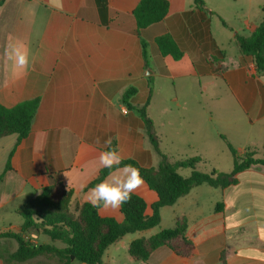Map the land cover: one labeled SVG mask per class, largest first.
<instances>
[{
    "label": "crops",
    "instance_id": "obj_1",
    "mask_svg": "<svg viewBox=\"0 0 264 264\" xmlns=\"http://www.w3.org/2000/svg\"><path fill=\"white\" fill-rule=\"evenodd\" d=\"M167 1L166 19L145 32L155 72L150 75L154 87L147 115L161 139V152L173 162L199 157L204 167L210 166L206 172L230 173L233 156L221 138L225 136L240 155L254 152L255 158L264 159V78L253 59L240 54L236 42V35L249 37L264 20V0H204L216 13L207 15L208 29L203 23L207 16L193 12L194 0ZM139 2L3 0L0 104L12 108L38 98L40 105L25 139H0V233L19 231L17 210L50 185L52 174H60L64 187L73 190V206L89 203L86 194L103 169L98 156L108 149V140L116 142L123 159L145 168L159 165L161 158L145 134L143 120L121 102L131 86L138 90L139 105L149 96L133 13ZM166 33L183 48L180 60L158 52L154 41ZM11 44L27 48L26 70L7 59ZM217 50L225 54L222 71L207 61ZM12 152V170L5 172ZM237 178L236 185L225 189L206 184L193 188L161 209L159 226L110 245L102 264H221L222 259L225 264H264V167L252 166ZM135 194L145 200L150 214L157 194L145 182ZM99 214L122 220L120 208H100ZM184 217L189 243L174 244L181 254L162 246L145 262L130 256L132 242L172 228ZM28 239L48 244L43 235L33 233ZM7 240L13 239H0V264L18 248ZM22 264L57 262L37 258Z\"/></svg>",
    "mask_w": 264,
    "mask_h": 264
},
{
    "label": "trees",
    "instance_id": "obj_2",
    "mask_svg": "<svg viewBox=\"0 0 264 264\" xmlns=\"http://www.w3.org/2000/svg\"><path fill=\"white\" fill-rule=\"evenodd\" d=\"M3 0H0V5ZM195 10L203 17L216 15L205 4L204 0H194ZM169 11L167 0H140L134 10L137 24V35L141 40L145 70L151 68V55L149 43L146 41V30L156 24L163 23ZM264 11V9H263ZM203 22L208 29L210 17ZM222 24L228 27L223 19ZM158 52L162 57L171 56L174 60L184 57L183 48L168 33L155 39ZM236 42L240 54L251 57L256 65L258 73L264 78V20L249 36L236 35ZM225 54L221 50L214 52V57L207 59L211 65L215 64L220 71L223 70L222 62ZM149 83V96L144 105H139L136 100L137 88L131 86L121 95V102L133 112H136L144 122L145 134L161 160L157 167L145 168L135 160L123 159V167L132 164L139 168L144 182L157 194V201L151 205V213L146 214L147 203L139 195L133 193L131 200L120 207L122 220L114 217H102L99 209L90 203L73 206V190H67L61 180L60 174L50 175L51 183L44 187L33 199L17 210L22 219L18 232L5 231L0 233V239H13L18 248L15 252L6 254L5 264H22L28 261L44 258L55 260L57 264H72L77 260L85 264H102V258L110 245L127 234L145 231L159 226L161 223V209L173 206L180 198L202 184L213 188L225 189L238 183L237 176L251 168L260 165L264 167V159L255 158L254 152L240 155L232 144L225 138H221L227 144L233 156V170L224 173L218 170L202 172L199 166L204 164L199 157L185 158L171 161L161 152V139L159 138L153 121L147 115L154 87V77H147ZM40 105L38 98L25 100L12 108H6L0 104V139L17 135L18 140L25 139L31 132L34 118ZM116 147V142L111 145ZM108 150V149H106ZM10 154L5 172L12 170ZM192 170L189 177L179 173V169ZM111 170L103 168L99 177L90 183L89 187L103 181ZM4 173L0 175V182ZM217 206V211L219 210ZM187 219L184 217L172 228L162 230L158 234L148 238L139 239L130 245L129 254L136 261H147L151 253L159 247L168 246L181 254L175 247L176 242L189 243L186 237ZM45 235L52 244H34L28 237L30 234ZM55 243L60 244L56 246ZM221 264H225L222 259Z\"/></svg>",
    "mask_w": 264,
    "mask_h": 264
},
{
    "label": "clouds",
    "instance_id": "obj_3",
    "mask_svg": "<svg viewBox=\"0 0 264 264\" xmlns=\"http://www.w3.org/2000/svg\"><path fill=\"white\" fill-rule=\"evenodd\" d=\"M5 55L15 68L27 69L29 53L23 44H11ZM105 143L109 147L99 154L98 166L111 171L103 181L88 190L86 199L95 208L117 210L131 200L133 193L144 185V179L139 168L132 164L121 167L122 155L111 147V140Z\"/></svg>",
    "mask_w": 264,
    "mask_h": 264
},
{
    "label": "rangeland",
    "instance_id": "obj_4",
    "mask_svg": "<svg viewBox=\"0 0 264 264\" xmlns=\"http://www.w3.org/2000/svg\"><path fill=\"white\" fill-rule=\"evenodd\" d=\"M226 43V42H225ZM225 47H227L228 48V44L226 43L225 44ZM150 51V50H149ZM162 86H167L166 84H162ZM162 86H161V88H162ZM168 86H169V84H168ZM213 104L211 103V107H213L212 106ZM199 170L200 171H202V172H206V170H210V166H199ZM179 171L180 172H185V173H187L188 172V174L189 173H191V170L189 169V168H182V169H179ZM211 172V171H210ZM207 173H209V172H207ZM207 185V184H206ZM209 186V185H208ZM211 187V186H210ZM167 210H169V209H167ZM16 218H18V219H21V217L18 215V216H16ZM43 238H45L47 241H48V244H52V242H51V240L49 239V237H47V236H45V235H43ZM7 242H9L10 244H12L11 246H12V248H13V244L14 245H16L17 243H16V241L15 240H7ZM58 245V244H57ZM11 246H10V248H11Z\"/></svg>",
    "mask_w": 264,
    "mask_h": 264
},
{
    "label": "water",
    "instance_id": "obj_5",
    "mask_svg": "<svg viewBox=\"0 0 264 264\" xmlns=\"http://www.w3.org/2000/svg\"><path fill=\"white\" fill-rule=\"evenodd\" d=\"M155 72H154V70L152 69V68H148L147 70H146V76H150V75H153Z\"/></svg>",
    "mask_w": 264,
    "mask_h": 264
}]
</instances>
